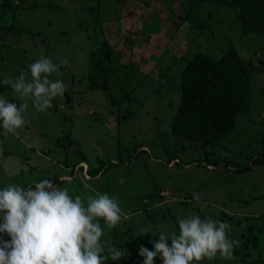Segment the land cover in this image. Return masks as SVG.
I'll return each mask as SVG.
<instances>
[{
	"label": "rangeland",
	"instance_id": "1",
	"mask_svg": "<svg viewBox=\"0 0 264 264\" xmlns=\"http://www.w3.org/2000/svg\"><path fill=\"white\" fill-rule=\"evenodd\" d=\"M18 1L0 0V26L15 29H0V97L17 107L24 103L2 81L21 71L30 81L29 65L42 56L59 65L49 79L62 81L66 91L43 112L29 99L25 124L14 133L0 127V190L8 185L34 188L50 180L67 188L73 199L80 196L85 207L87 198L97 193L115 197L121 222L108 228L99 220L105 233L104 255L117 245L126 254L105 264H144L140 245L154 251L160 233L179 234L177 217L193 215L227 221V235L239 241L235 259L217 255L200 264H264V165L254 164L243 173L207 165L210 158L243 165L261 152L264 38L243 36L234 12L213 6L196 12L201 22L208 21V10L212 13L207 27L198 31L188 24L167 25L161 9L153 11L157 16L148 15L151 8L143 16H129L126 10L146 0H125V9L118 0ZM12 5L17 8L12 10ZM107 40L114 50L105 46ZM226 48H234L252 68L250 113L239 117L232 133L214 148L174 137L169 126L179 94L159 88L158 79L165 84L166 78L175 80L177 59L184 63L195 51L218 56ZM62 59L68 63L61 65ZM128 71L132 82L140 74L144 77L135 93L123 80L132 99L122 101L121 91L110 80L122 79ZM99 161L120 164L92 176ZM144 229L149 233L142 234ZM0 239L11 238L0 233ZM154 264L163 261L157 256Z\"/></svg>",
	"mask_w": 264,
	"mask_h": 264
},
{
	"label": "clouds",
	"instance_id": "2",
	"mask_svg": "<svg viewBox=\"0 0 264 264\" xmlns=\"http://www.w3.org/2000/svg\"><path fill=\"white\" fill-rule=\"evenodd\" d=\"M68 61L62 59L61 65ZM31 80L23 71L18 76L3 79L13 92L25 102L19 107L0 97V121L8 134L25 124L24 113L33 101L37 111L52 107V100L63 97L65 84L52 81L49 76L59 70L48 57L29 65ZM123 183V181H120ZM194 199L199 196L193 193ZM0 233H7L10 241L0 239V264H105L107 259L120 260L125 252L115 246L107 249L102 237L105 235L99 220L108 228L121 222V208L115 197L96 194L87 198V206L80 196L73 199L67 188H61L50 180H41L33 187L8 185L0 190ZM99 218V219H98ZM179 234H159L154 251L140 245L139 255L144 264H154L157 256L163 264H200L219 255L223 259H235L234 248L238 240L230 239L227 233L231 225L201 219L197 215L177 217ZM144 229L142 234L149 233ZM171 240V246H169Z\"/></svg>",
	"mask_w": 264,
	"mask_h": 264
},
{
	"label": "trees",
	"instance_id": "3",
	"mask_svg": "<svg viewBox=\"0 0 264 264\" xmlns=\"http://www.w3.org/2000/svg\"><path fill=\"white\" fill-rule=\"evenodd\" d=\"M127 1L130 2V0ZM118 2L123 6L126 1L118 0ZM159 3L162 4L160 8L157 7ZM5 5L9 6V4ZM12 6H14L12 10L17 8L15 5ZM201 6H213L217 11L223 8L232 10L239 23L238 30L243 36L264 38V0H146L143 4L133 5V11L126 10V12L129 13V16L131 14L143 16L145 15L143 12L147 8H151L152 14L148 11L146 14L157 16V13L153 14V11L161 9L165 12L163 19L167 25L178 27L188 24L192 29L200 31V29L206 28L207 22L212 19L210 10H208L207 22H201L196 18L195 14ZM125 7L123 6L124 9ZM139 9L142 10L138 11ZM0 29L8 33L15 32L13 26H0ZM105 46L114 50L109 40ZM181 60H176L179 69L173 76L174 82H170L167 78L165 79L166 84L162 83V78H159V82H157L159 88L167 87L179 94L169 126L170 132L174 137H183L189 142L201 144L204 147L209 145L214 148L216 143L226 140L232 133L237 126L239 117L250 113L251 88L254 80L252 68L247 65L234 48H226L218 56L195 51L184 63H181ZM129 73V71L124 73L122 79L110 80L113 85H117L114 88L118 92L121 91L122 101L132 99L130 92H127V88L123 85L125 83L132 85L130 89L133 91L132 93H135L137 86L142 83L144 77L140 74V79L132 82L128 79ZM131 73L135 74V72ZM53 108L56 110V105ZM261 146V152L251 158L249 163L240 165L239 162L231 163L229 160L210 158L207 165L223 166L225 169L232 168L239 173L250 171L254 164L264 165V140ZM130 159L131 157L127 161ZM81 161L83 159H80L79 163ZM99 163L100 166L92 171V176H97L104 168H109L111 165L120 164L101 161ZM79 169L82 167L79 166ZM254 244L252 245L255 246ZM115 247L122 250V245ZM128 257L131 258L130 255Z\"/></svg>",
	"mask_w": 264,
	"mask_h": 264
},
{
	"label": "crops",
	"instance_id": "4",
	"mask_svg": "<svg viewBox=\"0 0 264 264\" xmlns=\"http://www.w3.org/2000/svg\"><path fill=\"white\" fill-rule=\"evenodd\" d=\"M84 165V164H83ZM85 173H86V171H85ZM87 174V173H86Z\"/></svg>",
	"mask_w": 264,
	"mask_h": 264
}]
</instances>
